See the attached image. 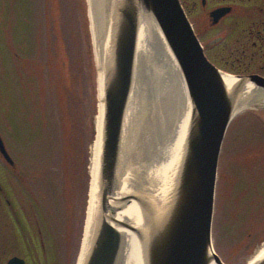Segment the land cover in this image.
<instances>
[{
    "label": "rangeland",
    "instance_id": "1",
    "mask_svg": "<svg viewBox=\"0 0 264 264\" xmlns=\"http://www.w3.org/2000/svg\"><path fill=\"white\" fill-rule=\"evenodd\" d=\"M184 3L205 49L214 38L231 36L217 49L206 50L217 67L230 73L232 63L242 62L237 42L242 27H236V32L235 23L226 22L205 29L201 8L188 0ZM90 27L87 0H0V129L17 163L9 196L18 209L22 204L29 209V218L34 216L50 228L54 240L46 241L48 264H77L82 245L97 134L93 106L99 104ZM27 43L32 45L29 56ZM217 50L230 64L214 56ZM19 70L26 73L28 87L20 84ZM140 85L126 147V160L134 172L149 149V99L154 97L143 76ZM24 100L29 101V114ZM241 115L243 122L237 120ZM237 118L220 156L212 240L226 264H249L264 245V99ZM149 136L153 144L157 142L156 131L150 129ZM4 217H0V242H16L10 237L11 229L5 228Z\"/></svg>",
    "mask_w": 264,
    "mask_h": 264
},
{
    "label": "water",
    "instance_id": "2",
    "mask_svg": "<svg viewBox=\"0 0 264 264\" xmlns=\"http://www.w3.org/2000/svg\"><path fill=\"white\" fill-rule=\"evenodd\" d=\"M114 1L113 53L100 101L103 120L98 185L102 218L84 264H119L120 261L122 237L112 225L115 211H110L109 201L119 187L120 163H125L127 173L133 177L139 170L135 167L134 172L126 160L129 136L124 141L123 133L137 81L138 39L143 19L155 22L161 31L179 64L191 103L184 152L173 192L163 211L150 221L145 262L226 264L216 253L212 240L220 155L228 128L240 112L236 107L243 99V92L247 87L257 89L258 99L250 103L252 105L263 100L259 97L264 96V77L230 75L213 64L180 0ZM87 2L90 8L89 0ZM229 12V7H221L210 16L213 23H217ZM151 34L152 29H149V36ZM226 76L237 79L234 89L228 88ZM0 152L8 163L14 164L1 134ZM9 264L24 263L14 258ZM255 264H264V258Z\"/></svg>",
    "mask_w": 264,
    "mask_h": 264
},
{
    "label": "bare ground",
    "instance_id": "3",
    "mask_svg": "<svg viewBox=\"0 0 264 264\" xmlns=\"http://www.w3.org/2000/svg\"><path fill=\"white\" fill-rule=\"evenodd\" d=\"M89 2L90 28L99 67V104L96 116L97 134L92 147L90 165L89 202L77 264H84L102 218L98 185L103 120V104L100 101L103 97L105 73L113 53L116 27L114 0H89ZM140 28L142 29L138 39L137 82L124 123V141L128 136L130 138L135 101L137 95L139 96L142 76L144 81L146 79L148 88L150 85L149 91L154 97L149 99L151 102V117L147 123L149 149L145 150V161L138 166L139 170L134 177L133 174L127 173L125 163L124 165L123 162L120 163L117 181L119 187L109 201L110 211H115L112 225L119 230L122 237L119 264H146V239L150 221L157 213L163 211L173 192L184 152L191 112L185 79L158 26L155 22L143 19ZM149 29H152L151 36ZM225 80L230 90L238 83L234 77L226 76ZM257 93L256 88L247 87L243 92V99L238 101L237 112L252 106L250 103L258 99ZM259 98L264 99V96L261 94ZM150 129L152 132L156 131L157 142L154 144L152 143L154 139L149 136ZM122 223L128 225L123 227L120 225ZM263 258L264 245L250 264H255Z\"/></svg>",
    "mask_w": 264,
    "mask_h": 264
},
{
    "label": "flooded vegetation",
    "instance_id": "4",
    "mask_svg": "<svg viewBox=\"0 0 264 264\" xmlns=\"http://www.w3.org/2000/svg\"><path fill=\"white\" fill-rule=\"evenodd\" d=\"M180 1L190 17L184 0ZM188 1L192 3L193 7L199 6L204 17L206 16L207 25L205 29L214 30L221 26L223 27L226 22H234L235 29L238 26L242 27L243 35L241 34V38L237 40L239 43L238 49L241 50L242 54V62L236 66L232 63L228 67L229 72L235 75H260L264 77V0ZM221 7H229L230 12L217 23H213L210 13ZM234 28L230 32L234 31ZM237 30L239 28L236 29V32ZM230 37L228 34L226 38L222 36L214 38L208 45L210 48H206V50L217 49L224 42V39L226 40ZM217 51L218 53L214 56L221 58V62L230 64L229 60L226 59L225 61V57L219 56V50ZM254 115L257 116L256 119H259L256 113ZM239 119L243 122V115L237 118V120ZM261 124L264 126V120ZM0 134L2 135L1 129ZM16 164V162L14 164L8 163L0 152V166L4 174V178H0V217L5 215V228L11 229L12 235L10 234V237L16 240V242L10 243L0 242V264H9L14 258L23 261L24 264H48L51 255L49 252L50 245L46 241L49 239L54 240L51 236L50 228L42 226L39 221L34 219V216L29 218V209L23 204L18 209L14 199L9 196L13 180L11 177L15 174ZM11 221L15 225L8 223ZM19 236L22 237L23 242H18Z\"/></svg>",
    "mask_w": 264,
    "mask_h": 264
},
{
    "label": "trees",
    "instance_id": "5",
    "mask_svg": "<svg viewBox=\"0 0 264 264\" xmlns=\"http://www.w3.org/2000/svg\"><path fill=\"white\" fill-rule=\"evenodd\" d=\"M30 22V21H29ZM26 47L28 48V56H29V54L31 53V47H32V45H30V43H27L26 44ZM18 57L20 56V55H17ZM21 56H23V55H21ZM26 57V56H25ZM93 69H94V67H93ZM94 72H95V69H94ZM20 73V74H19ZM25 72H24V74H23V72H21V70H19L18 71V75H19V79L21 80L20 81V84H22V86L23 87H28L27 85H26V82H27V75L25 76ZM23 78H24V80H23ZM25 85V86H24ZM22 87V88H23ZM30 91V90H29ZM24 94V96H26V99H28L29 97H28V93H23ZM24 102H25V105H26V107H27V114H29L30 113V105L27 103V102H29V101H26V100H24ZM98 104H97V102H95V104H94V106H93V116H95L96 114H98ZM63 109H64V107H63ZM254 117V116H253ZM257 116H255V118H256ZM66 128H68V129H66V135L68 134V130H69V127H68V124H67V126H66ZM91 133L93 134V128H92V130H91ZM66 145H67V141H66ZM72 158V157H71ZM76 160H77V158H76ZM72 161H73V159H72ZM64 163L65 162H63L62 163V165H64Z\"/></svg>",
    "mask_w": 264,
    "mask_h": 264
}]
</instances>
